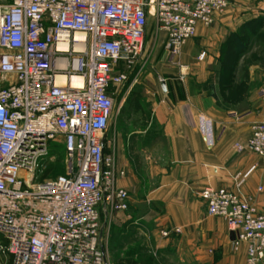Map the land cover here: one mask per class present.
I'll return each mask as SVG.
<instances>
[{
  "label": "built area",
  "instance_id": "obj_1",
  "mask_svg": "<svg viewBox=\"0 0 264 264\" xmlns=\"http://www.w3.org/2000/svg\"><path fill=\"white\" fill-rule=\"evenodd\" d=\"M229 6L11 0L0 13V264H111L108 219L129 209L130 196L118 185L125 171L110 127L118 88L142 60L148 18L167 36L168 62L179 65L197 26H212ZM52 143L64 150V175L35 182ZM247 146L264 159L263 124L252 126ZM253 170L236 176L237 188ZM201 199L234 234L233 250L245 247V264H264V214L225 188H206ZM172 233L181 230L162 234Z\"/></svg>",
  "mask_w": 264,
  "mask_h": 264
},
{
  "label": "crops",
  "instance_id": "obj_2",
  "mask_svg": "<svg viewBox=\"0 0 264 264\" xmlns=\"http://www.w3.org/2000/svg\"><path fill=\"white\" fill-rule=\"evenodd\" d=\"M228 1L229 9L212 26H197L179 58L182 68L168 64L166 54L162 63L150 60L137 73L134 130L118 144L119 167L126 175L118 185L129 193V209L149 211L135 222L152 219L159 227L180 229L165 246L177 247V257L189 264H245V247L234 251L235 236L226 222L208 215L204 189L233 191L264 214V159L247 146L252 126L264 125V0ZM260 18L254 41L262 36L261 62L250 65L246 76L235 70L230 77L231 84L246 79L251 88L227 100L214 69L246 63L253 51L234 61L220 58L228 39ZM153 42L152 37L147 46ZM202 53L206 57L199 60ZM252 168L237 188L236 176Z\"/></svg>",
  "mask_w": 264,
  "mask_h": 264
},
{
  "label": "rangeland",
  "instance_id": "obj_3",
  "mask_svg": "<svg viewBox=\"0 0 264 264\" xmlns=\"http://www.w3.org/2000/svg\"><path fill=\"white\" fill-rule=\"evenodd\" d=\"M10 4L11 0H0V13L4 12ZM258 21L260 22L261 18L249 22L247 21L243 25L245 33H242V31L239 32L240 39L243 41L244 51H242L238 58H244L247 52L253 51L246 63L238 67L232 65L231 68L228 65L222 66L219 64L220 66L214 69V73L217 75V83H221L222 88L226 91L225 96L227 100H231V96L233 97L234 92L246 91L251 88L250 83L247 82L246 79L237 82L236 78L231 84L230 77L231 75H235H233L235 70L236 73L239 71L240 75L246 76L250 65L256 64L259 61L261 62L262 36H259V43L254 41V37H256L258 33L257 30H259ZM159 34L157 22L154 17L150 16L148 18L142 60L134 70L126 72L128 74V81L118 88L115 98L114 117L110 127V137L116 142V153L118 152L120 139H123L126 134L134 130L133 97L139 90L138 85L135 84V76L138 75L137 73H140L143 67L149 65L150 60H156L162 63L163 59L166 57V42L163 38H159ZM152 37L154 39L153 45L151 47L147 46ZM224 49V53H222L220 60L224 61L225 59L226 61L228 59L229 61L230 56L226 57L227 54H225V51L228 49L227 47ZM235 58L236 57H232L233 60ZM167 63L170 64L168 61ZM178 63L180 68H182L183 65H181L180 62ZM64 159V150L60 145L52 143L49 148L48 156L43 160V170L41 169L36 173L34 178L35 182H43L54 178L56 171L50 172L45 176V170L49 167L54 168L58 165L64 166ZM148 213L149 211H147L144 206H141L138 210L128 209L126 212H118L112 215L111 218L109 217L104 242L111 264H189L188 260L177 257V247L165 246L164 241H166L168 237H164L162 233L170 228L159 227L152 219L135 222L137 220L135 218H143L148 215Z\"/></svg>",
  "mask_w": 264,
  "mask_h": 264
},
{
  "label": "trees",
  "instance_id": "obj_4",
  "mask_svg": "<svg viewBox=\"0 0 264 264\" xmlns=\"http://www.w3.org/2000/svg\"><path fill=\"white\" fill-rule=\"evenodd\" d=\"M262 22H259V24H258V26H260L261 27V24ZM242 31V33L245 31V29H241L239 32H241ZM245 33V32H244ZM243 41L240 39V36H239V33H237V34H234V35H232L229 39H228V44H227V49L228 50H226L225 51V54H227L226 55V57L228 56H232L233 58L234 57H236V58H238L239 56H240V54L242 53V51H244V48H243V43H242ZM235 58V59H236ZM234 59V60H235ZM233 60V61H234ZM224 61H225V59H224ZM230 68L232 67V66H229ZM234 70V69H233ZM61 147V146H60ZM62 148V147H61ZM63 149V148H62ZM56 171V173H55V177H57V176H62V175H64V168H63V166H60V165H58V166H55L54 168H52V167H49V168H47L46 170H45V173H44V175L45 176H47L50 172H55ZM54 177V178H55Z\"/></svg>",
  "mask_w": 264,
  "mask_h": 264
},
{
  "label": "bare ground",
  "instance_id": "obj_5",
  "mask_svg": "<svg viewBox=\"0 0 264 264\" xmlns=\"http://www.w3.org/2000/svg\"><path fill=\"white\" fill-rule=\"evenodd\" d=\"M27 180H30V175H27Z\"/></svg>",
  "mask_w": 264,
  "mask_h": 264
}]
</instances>
